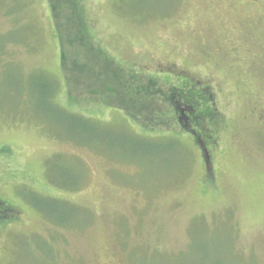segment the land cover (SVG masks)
I'll return each mask as SVG.
<instances>
[{
  "label": "rangeland",
  "instance_id": "obj_1",
  "mask_svg": "<svg viewBox=\"0 0 264 264\" xmlns=\"http://www.w3.org/2000/svg\"><path fill=\"white\" fill-rule=\"evenodd\" d=\"M50 2L0 0V264H264V0H80L111 86H176L209 129L106 103Z\"/></svg>",
  "mask_w": 264,
  "mask_h": 264
},
{
  "label": "trees",
  "instance_id": "obj_2",
  "mask_svg": "<svg viewBox=\"0 0 264 264\" xmlns=\"http://www.w3.org/2000/svg\"><path fill=\"white\" fill-rule=\"evenodd\" d=\"M50 3H51L53 14L55 16V21H56L55 28H56L57 35L60 37L59 39L61 40L62 38H64V30H65V27L63 23L60 22V19L64 15V13L67 12L68 14L71 15V18H68V19H71L72 21H74V25L70 24L72 28L70 29V32L68 33V36L69 37L71 36L70 38H73L70 40L71 45L73 46L72 48L74 49L77 48V43H76L77 41L84 48L93 52L94 54L97 53L99 55L100 53L106 57V61H104L101 65L105 67L110 66L108 67V70L106 69V72L102 73V75L106 74L108 75L109 78H111L110 84L108 83L109 79L105 81L107 82L106 87H112L111 83H114L115 81H120L122 84H125L126 80L123 78L121 74L122 71L119 69L120 65H118V63L113 58H110L109 56L106 55L107 51L105 50L106 52L105 53L104 49L102 48V46H100L99 43H97L98 45H96L93 42L92 40L93 35L90 34V31L88 28V21L86 19L84 9L80 5V0H51ZM73 35L74 37H72ZM62 53H63L62 55L63 66H66L65 50H62ZM115 69H118L119 71H115ZM90 76L92 79H94L92 74H90ZM153 78H154L153 76H148V79L146 81L147 85L140 86L138 89L135 87L136 89L133 92L134 94L130 92L121 91L120 89H115L112 87L113 89H110L106 95L107 97L105 100L106 103L114 102L116 105H118V103H116L114 100L116 101L121 100L119 101L120 102L119 107L124 108L128 114L132 115L135 119L137 118L143 124H145L147 118L149 121H151V119L154 116L155 117L163 116L162 114H164L165 116H169L167 118H172V119H175L177 115L179 117H182L184 114L186 115V117H189V122H192V121L196 122L199 126L201 125V127H205L209 129V123L206 124L204 122L205 121L204 115L206 114H198L197 112H195L194 108H196L197 106L195 102L193 101V98L191 97V95H185V93L182 92L181 90H177L178 87L176 88V86L172 85L173 88L170 87L168 89L171 92H169L168 95L166 96V99L168 98L171 101V105L167 106L166 110H163L162 108L160 109L159 107H157L156 104L158 103V100H156L155 98H156V95H158V93L160 92H157V90L152 89L153 83H155V80H156ZM132 79H134V77ZM96 81H99V80H96ZM141 82H144L143 76H141ZM148 82H150V85ZM156 83L159 85L161 84L159 82H156ZM87 87H83L82 90L84 89V92L80 93L83 97V100H86L85 91H88V90H86L85 88ZM181 88L183 87L181 86ZM175 96H179V97L175 99ZM135 100L140 102L142 105L134 106L132 101H135ZM185 104H189L190 109H184L182 111L181 109ZM178 107H181V109L179 110ZM172 109L174 110V112L172 111ZM203 135L205 137L201 136L200 143L202 144V148L204 151V158H206L205 155H208L207 150L209 149L208 145L210 142L211 143L213 142L212 139L214 138H213L212 133H209V132L208 133L204 132ZM208 178L210 179V184H211L212 175L209 174Z\"/></svg>",
  "mask_w": 264,
  "mask_h": 264
},
{
  "label": "flooded vegetation",
  "instance_id": "obj_3",
  "mask_svg": "<svg viewBox=\"0 0 264 264\" xmlns=\"http://www.w3.org/2000/svg\"><path fill=\"white\" fill-rule=\"evenodd\" d=\"M0 211H1V209H0Z\"/></svg>",
  "mask_w": 264,
  "mask_h": 264
}]
</instances>
